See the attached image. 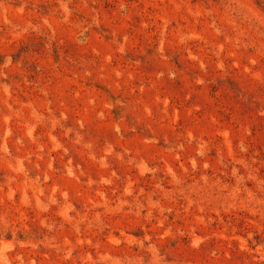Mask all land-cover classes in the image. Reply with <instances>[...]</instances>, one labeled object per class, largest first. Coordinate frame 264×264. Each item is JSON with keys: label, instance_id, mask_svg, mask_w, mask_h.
Instances as JSON below:
<instances>
[{"label": "rangeland", "instance_id": "374dc122", "mask_svg": "<svg viewBox=\"0 0 264 264\" xmlns=\"http://www.w3.org/2000/svg\"><path fill=\"white\" fill-rule=\"evenodd\" d=\"M0 264H264V0H0Z\"/></svg>", "mask_w": 264, "mask_h": 264}]
</instances>
